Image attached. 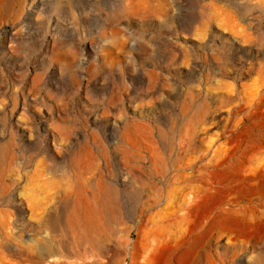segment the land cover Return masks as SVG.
I'll return each mask as SVG.
<instances>
[{"label": "rangeland", "instance_id": "374dc122", "mask_svg": "<svg viewBox=\"0 0 264 264\" xmlns=\"http://www.w3.org/2000/svg\"><path fill=\"white\" fill-rule=\"evenodd\" d=\"M0 264H264V0H0Z\"/></svg>", "mask_w": 264, "mask_h": 264}, {"label": "bare ground", "instance_id": "6f19581e", "mask_svg": "<svg viewBox=\"0 0 264 264\" xmlns=\"http://www.w3.org/2000/svg\"><path fill=\"white\" fill-rule=\"evenodd\" d=\"M215 222L221 226H235L238 225V219L231 218L229 216L219 215L216 217ZM177 236V235H176ZM184 241L182 236L173 237V245L175 247L180 246ZM171 247V246H170Z\"/></svg>", "mask_w": 264, "mask_h": 264}]
</instances>
